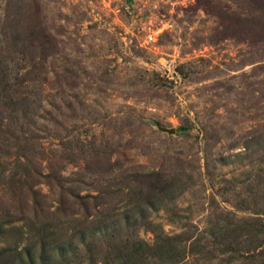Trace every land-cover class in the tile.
<instances>
[{
  "label": "rangeland",
  "instance_id": "374dc122",
  "mask_svg": "<svg viewBox=\"0 0 264 264\" xmlns=\"http://www.w3.org/2000/svg\"><path fill=\"white\" fill-rule=\"evenodd\" d=\"M25 183L168 238L107 264H264V0H0V186Z\"/></svg>",
  "mask_w": 264,
  "mask_h": 264
},
{
  "label": "trees",
  "instance_id": "16d2710c",
  "mask_svg": "<svg viewBox=\"0 0 264 264\" xmlns=\"http://www.w3.org/2000/svg\"><path fill=\"white\" fill-rule=\"evenodd\" d=\"M26 19H30V17L27 16L24 20ZM20 23L22 21L18 24ZM231 31H235L233 26ZM29 177L27 176L26 181ZM141 178L140 182L133 184L134 189L137 190L136 192L140 193L133 200L136 210L138 207L148 205L146 200L154 197V195L150 197L143 191L145 186L148 185L157 195H163L166 191L160 185L162 181L156 175L151 173ZM128 184L130 182L125 185ZM33 185L25 183L17 187L6 185L3 188L0 186V204L2 202L9 204L8 208L0 206L1 217L8 219L4 224L6 231L0 232V236H2L0 237V264H72L73 259H85L89 251H97L90 257L92 262H98V259H100L104 264H107L109 258L108 254L106 252L104 254L102 251L104 247H109L111 250L117 249L115 259H146L152 254V252H149L150 250L148 251L149 248L154 247L155 250H160L163 244L168 242L167 237L159 236L161 233L159 229H152L158 235H156L155 243L151 247L139 238V227L116 229L118 224L125 225L131 220L136 221L139 217L141 218L142 215L139 212L130 216L123 214L121 218L111 221L112 218L102 215V210L95 209L96 204H93L92 210L88 208L85 200L92 197L69 194L68 200H66L63 185H56L62 193L57 202L58 208H55L52 204H48L54 202V200L39 194L38 191L36 192L33 189L36 185ZM115 185L117 186V184ZM121 187L125 188V186ZM97 192L99 193V191ZM71 197L74 201L72 203L73 207L80 206L83 208V220H74V232L67 238L65 234L62 237L61 234L54 231L59 225L60 216L66 217V205ZM92 199L95 200V198ZM11 213L16 214L15 218L12 217ZM74 214H77V212L73 211L70 215ZM134 215H137V217L135 218ZM93 217V221H88L89 218ZM100 217L101 219H99ZM96 219L101 221H96ZM125 219L126 223L124 222ZM54 222L58 224L55 226ZM64 223L61 225H64ZM66 239L69 243L76 242L74 248L63 243L66 242ZM98 254L99 258L95 257Z\"/></svg>",
  "mask_w": 264,
  "mask_h": 264
},
{
  "label": "water",
  "instance_id": "95a60500",
  "mask_svg": "<svg viewBox=\"0 0 264 264\" xmlns=\"http://www.w3.org/2000/svg\"><path fill=\"white\" fill-rule=\"evenodd\" d=\"M161 130L164 131V132H168L170 134H172L174 132L173 130H166V129H161Z\"/></svg>",
  "mask_w": 264,
  "mask_h": 264
}]
</instances>
